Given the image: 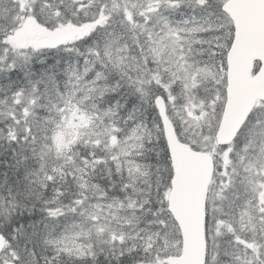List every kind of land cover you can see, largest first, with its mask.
I'll use <instances>...</instances> for the list:
<instances>
[{"label":"snow or ice","instance_id":"6c2138e0","mask_svg":"<svg viewBox=\"0 0 264 264\" xmlns=\"http://www.w3.org/2000/svg\"><path fill=\"white\" fill-rule=\"evenodd\" d=\"M0 264H264V0H0Z\"/></svg>","mask_w":264,"mask_h":264}]
</instances>
